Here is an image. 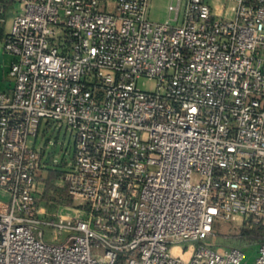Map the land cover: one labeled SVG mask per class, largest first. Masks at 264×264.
<instances>
[{
  "label": "built area",
  "instance_id": "built-area-1",
  "mask_svg": "<svg viewBox=\"0 0 264 264\" xmlns=\"http://www.w3.org/2000/svg\"><path fill=\"white\" fill-rule=\"evenodd\" d=\"M16 1L0 264H249L205 242L219 223L264 224V0H170L165 22L150 20L152 0ZM53 125L74 138L77 208L56 220L36 145Z\"/></svg>",
  "mask_w": 264,
  "mask_h": 264
},
{
  "label": "rangeland",
  "instance_id": "rangeland-1",
  "mask_svg": "<svg viewBox=\"0 0 264 264\" xmlns=\"http://www.w3.org/2000/svg\"><path fill=\"white\" fill-rule=\"evenodd\" d=\"M170 0H152L151 9L149 12V18L153 22H165L168 19L169 11L168 5ZM154 79H149L147 77H142L138 81V86L144 90L154 91L155 90ZM34 139H30V143H33ZM38 147L41 148L45 167L43 168V176L39 181V192L41 196L46 192L47 187L50 183L48 180V173L50 171V179L55 180L58 186H64L65 180L64 175L70 168V162L73 159L74 151V138L73 135L67 131L65 127H57L53 125L45 131V128L41 131V134L37 138ZM57 159V161H55ZM57 170L60 172L59 178L53 172ZM197 178L194 179L196 181ZM0 198L8 199V196H3L0 191ZM76 205L72 206H60L55 214L75 216L77 215ZM47 212V211H46ZM245 223L242 219H238L230 222H223L215 225L214 231L211 236L206 240V244L211 245L214 248L220 250H226L228 248L237 246L243 248L247 253V261L249 264H255V259L257 257L258 245L251 243H239V235L241 233L242 227ZM45 239L48 241H53V228L44 227ZM67 234H63L62 240L66 238Z\"/></svg>",
  "mask_w": 264,
  "mask_h": 264
},
{
  "label": "trees",
  "instance_id": "trees-1",
  "mask_svg": "<svg viewBox=\"0 0 264 264\" xmlns=\"http://www.w3.org/2000/svg\"><path fill=\"white\" fill-rule=\"evenodd\" d=\"M3 34V26L0 23V37ZM47 129H45L46 131ZM57 178H59L60 172L57 170L53 171ZM50 171L48 173V180L50 183L47 187L46 192L41 196L40 203L45 207L47 211L48 218L52 220H56L57 216L55 214L56 210L60 206H72L74 205V201L69 194L68 186L65 183L64 186H58L55 183V180L50 179ZM238 242L241 243H251L259 245L264 242V224L249 226L245 224L239 235Z\"/></svg>",
  "mask_w": 264,
  "mask_h": 264
},
{
  "label": "crops",
  "instance_id": "crops-1",
  "mask_svg": "<svg viewBox=\"0 0 264 264\" xmlns=\"http://www.w3.org/2000/svg\"><path fill=\"white\" fill-rule=\"evenodd\" d=\"M20 11V6L16 0H0V17L4 19L1 22L3 34L0 37V90L10 88L11 83L8 80L7 72L10 68L12 56L4 51L3 40L10 30L13 17Z\"/></svg>",
  "mask_w": 264,
  "mask_h": 264
},
{
  "label": "bare ground",
  "instance_id": "bare-ground-1",
  "mask_svg": "<svg viewBox=\"0 0 264 264\" xmlns=\"http://www.w3.org/2000/svg\"><path fill=\"white\" fill-rule=\"evenodd\" d=\"M176 252H179V249L178 248L176 249Z\"/></svg>",
  "mask_w": 264,
  "mask_h": 264
}]
</instances>
